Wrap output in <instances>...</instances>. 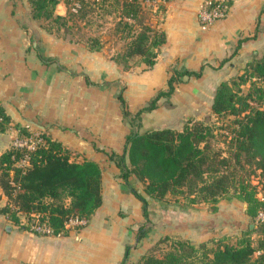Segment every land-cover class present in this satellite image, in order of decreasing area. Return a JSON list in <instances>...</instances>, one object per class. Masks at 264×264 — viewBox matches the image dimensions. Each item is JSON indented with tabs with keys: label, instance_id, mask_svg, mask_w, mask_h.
I'll list each match as a JSON object with an SVG mask.
<instances>
[{
	"label": "crops",
	"instance_id": "obj_1",
	"mask_svg": "<svg viewBox=\"0 0 264 264\" xmlns=\"http://www.w3.org/2000/svg\"><path fill=\"white\" fill-rule=\"evenodd\" d=\"M64 1L58 2L55 14L65 13ZM204 1L165 0V12L153 23L167 35L157 62L148 67L140 61L125 69L113 58L116 49L104 44L92 50L49 30L45 19L33 16L31 0H0V105L10 116L8 128L0 132V155L25 128L46 132L78 152L79 159L96 160L103 169V203L82 226L71 223L64 233H40L21 227L10 213H0V264H121L127 244L133 245L131 260L140 256V246L146 242L140 244L135 236L145 220L142 201L110 158L112 151L123 152L132 128L124 118L114 80L118 84L127 80L124 96L129 109L136 111L168 87L174 65L198 69L204 63L202 76H185L170 97H160L158 107L142 116L141 131L182 128L189 118L210 113L219 83L240 74L264 52V0H234L226 15L208 24L199 16ZM245 36L251 37L231 56L238 39ZM38 48L55 60L44 62ZM87 76L101 84L89 83ZM129 183L143 191L135 175ZM149 201L154 233L151 229L147 241L155 234V239L175 234L199 243L239 234L247 225L234 196L221 199L216 209L211 203L177 209L152 197ZM9 202L0 185V206ZM245 209L244 215L250 216ZM20 216L27 224V216Z\"/></svg>",
	"mask_w": 264,
	"mask_h": 264
},
{
	"label": "trees",
	"instance_id": "obj_2",
	"mask_svg": "<svg viewBox=\"0 0 264 264\" xmlns=\"http://www.w3.org/2000/svg\"><path fill=\"white\" fill-rule=\"evenodd\" d=\"M59 1L31 0L33 16L66 26V15L55 14ZM75 1L78 3L75 14L82 19L96 8L104 9L108 1L120 5L117 35L127 41L113 58L125 69L134 64L135 58L148 67L157 62L159 48L167 35L164 29L153 25L143 0ZM233 3L234 0H224L226 12ZM157 10L165 12V4H158ZM258 31L259 23L254 36ZM249 37L238 39L231 56ZM75 41L92 50H100L105 44L101 35ZM40 56L46 63L55 60L41 51ZM228 59L224 58L221 64ZM204 68V63L198 69L174 65L168 87L159 90L136 111L127 105L125 86H119L118 99L132 128L123 152L112 151L110 158L120 167V176L130 190L142 201L146 221L151 220L152 213L149 197L160 202L175 197L181 205L211 203L216 209L215 204L233 190L237 199L247 202L246 211L253 219L264 210V52L250 60L240 74L217 86L210 114L223 120L222 125L191 117L182 128L164 126L141 131L143 113L158 107L160 97H170L185 76H202ZM87 80L101 84L89 76ZM227 116L234 117L230 123L225 120ZM9 123L10 116L0 105V132ZM216 128L221 131L227 128L223 135L229 150L215 141L219 131ZM41 134L43 142L30 152V163L25 169L16 165V160L24 155L21 148L12 145L0 155V185L10 199L0 206V213H10L12 220L26 229L30 228L29 220L36 219L47 222L54 233H64L69 219H89L102 205L103 169L96 160L79 159V153L61 140L46 132ZM247 166L260 169L257 183L243 171ZM131 175L142 182L143 191L129 183ZM21 214L27 216V224L21 223ZM253 223V227L250 222L239 234H223L199 243L179 235H163L158 241L170 240L168 248L160 254L147 251L137 261L131 260L133 245L127 244L121 264H264V222ZM150 230L151 226L142 223L135 239L140 241ZM255 252H258L256 256Z\"/></svg>",
	"mask_w": 264,
	"mask_h": 264
},
{
	"label": "rangeland",
	"instance_id": "obj_3",
	"mask_svg": "<svg viewBox=\"0 0 264 264\" xmlns=\"http://www.w3.org/2000/svg\"><path fill=\"white\" fill-rule=\"evenodd\" d=\"M70 1L71 2H69V0L64 1L66 3V11L63 15H66L67 25L66 26H60L61 25L60 22H53L51 20H45L44 23L46 24V26L49 29H52L57 34L62 35L63 37H64V35H66L67 37H65V38H72L74 40H76V39L86 40L87 37L90 35H101L102 38L105 40L106 49H110V48L113 49L114 48V50L116 49L118 51L119 47H123V48L125 47L127 39L120 38L119 35H117V25H118L117 23L119 21V14H121L120 5H118L116 2L113 4L112 1H108V5L106 6L107 9H105L106 7L104 9L103 8L102 9L96 8L95 10L91 11L87 15L86 18L82 19L77 14H75V12L77 11L76 6L78 5V3L75 0H70ZM164 2H165V0H143V5L148 10L149 16H152V23L155 22L156 18L161 19L163 12H161L162 10L160 11V10H156V9L158 7V4H160V3L163 4ZM223 4H224V0H214V2H213V0H205L203 2L202 7H201V11H204V8L209 9L210 7L211 8L216 7V8L221 9ZM154 9H155V11H153ZM152 12H154V15H152ZM199 16H200V14H199ZM201 18H205V17L203 15H201L200 19ZM209 23H211V22H209ZM118 34H120V33H118ZM115 53L116 52L114 51V54ZM133 63H134L132 65L133 67L136 64H140L139 58H135V61H133ZM126 82H127V80L123 78L120 81V84L124 85V83H126ZM114 83L116 84V86H114V90L116 91V94H117L119 91L120 84H118V81H116V80H114ZM204 118L206 119L207 122L217 124L218 126L223 124V120H219V118L216 117L214 114L207 113L204 115ZM232 118H234V117L233 116H227V118L225 120L230 123V120ZM226 126H228V124ZM222 129L223 130L221 131V128H216V131L217 130H219V131L217 133V137H216L215 141L217 142V144L219 146L223 147L225 150H229V145H228L229 143H228L227 139L225 138V136L223 135V132H225L224 130L227 128H222ZM25 130L27 132H22V135L23 134H28V135L31 134V131H29V129H25ZM243 171L254 182H256V183L258 182L260 169L247 166ZM233 196H234V192L232 190L227 195V197L232 198ZM168 202L171 203L177 209L179 207H181V203L176 202L175 197L169 198ZM239 202H240L239 209L241 211L240 213L242 216L246 217L244 222H247V225H248V222H251V224H253V222L255 220V222L257 223V221H258L257 217L255 219H253L251 216H246L243 213V209H245L244 203H245V206L247 207V205H246L247 202L245 200H241V199L239 200ZM152 213H153V211H152ZM32 220H29V221H32ZM143 223H146L147 225L151 226V229H152V227L154 225L153 224V216L151 215L150 221L144 220ZM156 224H158V223H156ZM247 225H244V228H247ZM152 230H151V234H152V232L154 233V230L153 231ZM251 234L256 236V233L253 231L251 232ZM173 235H175V234H173ZM147 236H145L144 238H142L140 240V244H143V242H141V241L146 242L145 246H140V252L142 251L143 254L146 253L147 251H154L155 253L160 254L168 248V243H170V240L159 242L158 241L159 238L155 239V237L157 236L155 234V236L151 237V240L147 241L146 240ZM149 236H151L150 233H149ZM141 253H140V256L136 257L137 259L143 255ZM257 253L258 252H255L254 256H256ZM137 259H132V260L137 261Z\"/></svg>",
	"mask_w": 264,
	"mask_h": 264
},
{
	"label": "built area",
	"instance_id": "obj_4",
	"mask_svg": "<svg viewBox=\"0 0 264 264\" xmlns=\"http://www.w3.org/2000/svg\"><path fill=\"white\" fill-rule=\"evenodd\" d=\"M226 5H222L220 8H209L204 11H200V17L203 15L205 18H201L203 24H208L209 22L214 21L215 19L221 18L226 15ZM43 142L42 134L39 132H31V134H23L20 137L14 140L13 146L21 148L24 151V155L16 160V165L25 169L30 163V152L33 151L38 144ZM257 220L264 222V210H260L257 215ZM88 221L85 217H74L67 221V224H78L84 225ZM29 226L31 229L40 232V233H50L52 232L51 226L47 222H41L39 220L29 221Z\"/></svg>",
	"mask_w": 264,
	"mask_h": 264
},
{
	"label": "water",
	"instance_id": "obj_5",
	"mask_svg": "<svg viewBox=\"0 0 264 264\" xmlns=\"http://www.w3.org/2000/svg\"><path fill=\"white\" fill-rule=\"evenodd\" d=\"M246 205H247V203H246ZM251 226H253V224H251Z\"/></svg>",
	"mask_w": 264,
	"mask_h": 264
}]
</instances>
